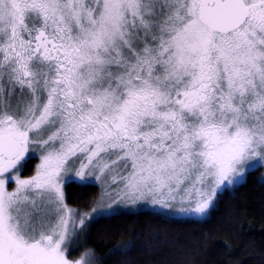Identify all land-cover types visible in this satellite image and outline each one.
<instances>
[{
    "label": "snow or ice",
    "instance_id": "6c2138e0",
    "mask_svg": "<svg viewBox=\"0 0 264 264\" xmlns=\"http://www.w3.org/2000/svg\"><path fill=\"white\" fill-rule=\"evenodd\" d=\"M257 172L264 0H0V264L206 257L211 231L177 226L213 224ZM71 184L98 194L73 207ZM102 223L123 241L103 256Z\"/></svg>",
    "mask_w": 264,
    "mask_h": 264
},
{
    "label": "trees",
    "instance_id": "16d2710c",
    "mask_svg": "<svg viewBox=\"0 0 264 264\" xmlns=\"http://www.w3.org/2000/svg\"><path fill=\"white\" fill-rule=\"evenodd\" d=\"M37 159L29 164V172L35 167ZM26 172L25 175L29 174ZM260 172L248 180L246 187L232 196H226L219 206V211L213 216L214 223L204 227L198 225H179L176 231L181 233L180 239L194 245L202 238V233L211 231V237L207 241L206 257L186 258L183 255L168 257L179 261L180 264H264V188L259 181ZM69 203L76 207L85 199H92L98 194V188L82 189L75 184L66 188ZM240 211L244 218L243 227L238 239L225 231L233 220L232 213ZM148 222L147 217H139V225ZM115 223V222H114ZM137 218L132 217L128 221L129 226H136ZM109 224H97L89 236L90 245L99 249L100 255H106L110 247H114L123 241L106 236ZM231 248L229 256L222 255V250Z\"/></svg>",
    "mask_w": 264,
    "mask_h": 264
},
{
    "label": "rangeland",
    "instance_id": "374dc122",
    "mask_svg": "<svg viewBox=\"0 0 264 264\" xmlns=\"http://www.w3.org/2000/svg\"><path fill=\"white\" fill-rule=\"evenodd\" d=\"M37 163H38V159H37ZM261 175H264V172H260V176H261ZM260 176H259V178H260Z\"/></svg>",
    "mask_w": 264,
    "mask_h": 264
}]
</instances>
